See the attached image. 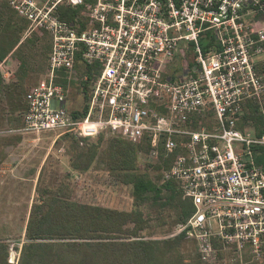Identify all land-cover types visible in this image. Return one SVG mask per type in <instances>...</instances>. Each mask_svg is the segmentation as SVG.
Returning <instances> with one entry per match:
<instances>
[{"label":"built area","instance_id":"obj_1","mask_svg":"<svg viewBox=\"0 0 264 264\" xmlns=\"http://www.w3.org/2000/svg\"><path fill=\"white\" fill-rule=\"evenodd\" d=\"M0 3L27 21L21 41L44 30L51 46L23 128L0 135L105 132L146 144L141 163L175 154L161 182L177 184L193 212L170 237L182 234L202 264L264 262V169L254 156L264 136L237 128L247 105L264 115V0ZM60 7L83 11L65 22ZM77 59L89 68L81 76ZM71 84L78 95L88 86L85 106L68 98Z\"/></svg>","mask_w":264,"mask_h":264},{"label":"trees","instance_id":"obj_2","mask_svg":"<svg viewBox=\"0 0 264 264\" xmlns=\"http://www.w3.org/2000/svg\"><path fill=\"white\" fill-rule=\"evenodd\" d=\"M82 11L83 8L60 7V20L72 22ZM27 26L26 20L7 4L0 3V63L6 62L10 56L19 62L13 81L6 82L0 73V132L23 128L21 114L26 110L25 97L38 83L25 89L24 80L32 71L37 56L42 58L45 67L43 76L46 73L51 51L49 37L44 30H36L21 41ZM75 68L79 76L89 69L80 59L76 60ZM260 70L264 72V65ZM70 86L68 98L77 101L80 97L85 106L88 86L84 95H78L80 89L76 84ZM247 108L248 113L237 128L251 131L256 138L264 136V115L257 105H247ZM83 111L84 107L81 110L74 108L71 113L76 117ZM3 137L0 135V146L15 144L12 139ZM63 137L68 141L70 168L78 174H85L96 166L119 184L130 186L133 209L119 211L83 204L73 200L68 187L63 184L41 190L38 178L35 192L39 201L33 200L30 207L17 264H202L197 257L183 254L182 234L161 240L143 236L150 229L151 221L140 207L148 200L160 208L170 207L177 226L184 224L193 212L191 203L182 198L177 184L161 182L160 171L171 167L175 154L161 165H150L139 161L140 153L149 149L146 144L137 145L105 132L94 141L70 135ZM254 152L256 164L264 169V148H254ZM8 257L9 245L0 241V264H11Z\"/></svg>","mask_w":264,"mask_h":264},{"label":"rangeland","instance_id":"obj_3","mask_svg":"<svg viewBox=\"0 0 264 264\" xmlns=\"http://www.w3.org/2000/svg\"><path fill=\"white\" fill-rule=\"evenodd\" d=\"M37 53L40 55L39 51ZM41 61V57L35 58L31 66L32 71L24 80L25 89L35 85L43 77L45 67ZM3 68V79L6 82L13 81L19 62L10 56ZM6 135H3V139L10 138L11 142L15 143L6 147L12 151L9 160L12 169L0 172V241L9 245V263L18 262L30 207L33 200L39 199L35 192L38 178L41 190L53 189L63 184L68 187L71 198L83 204L119 211L133 209L130 186L119 184L96 166L85 174H78L70 168L66 138H58L57 133L53 132L41 135ZM19 144L23 145L19 148ZM37 170V179L34 180ZM140 210L151 221L150 229L143 234L144 237L166 239L176 230L175 214L170 207L160 208L148 200ZM182 252L185 256L192 255L191 247L186 242Z\"/></svg>","mask_w":264,"mask_h":264},{"label":"crops","instance_id":"obj_4","mask_svg":"<svg viewBox=\"0 0 264 264\" xmlns=\"http://www.w3.org/2000/svg\"><path fill=\"white\" fill-rule=\"evenodd\" d=\"M23 144H19V148L22 146ZM12 157V151L11 149H7L6 147L0 146V160H1V164H0V172L5 170V171H9L12 168L10 167V163L9 160ZM37 173L38 170L36 171L35 176L33 177L34 180L37 179ZM25 231V230H24Z\"/></svg>","mask_w":264,"mask_h":264}]
</instances>
